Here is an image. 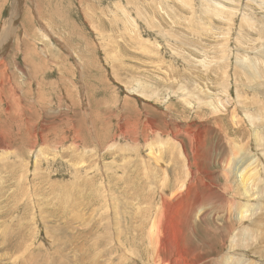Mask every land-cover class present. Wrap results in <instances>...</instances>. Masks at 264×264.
<instances>
[{
	"label": "rangeland",
	"instance_id": "1",
	"mask_svg": "<svg viewBox=\"0 0 264 264\" xmlns=\"http://www.w3.org/2000/svg\"><path fill=\"white\" fill-rule=\"evenodd\" d=\"M0 41V264H156L197 195L179 264H264V0H0Z\"/></svg>",
	"mask_w": 264,
	"mask_h": 264
},
{
	"label": "bare ground",
	"instance_id": "2",
	"mask_svg": "<svg viewBox=\"0 0 264 264\" xmlns=\"http://www.w3.org/2000/svg\"><path fill=\"white\" fill-rule=\"evenodd\" d=\"M35 39H36V37H35ZM32 41H33V39H32ZM0 43H1V41H0ZM3 43H5V42H3ZM3 43H2V45H3ZM1 52L2 51H0V54H1ZM197 143H198V141H197ZM201 144H202V142H201ZM201 146H203V144ZM198 147H199V145H198ZM241 148L242 147H240V149ZM197 152H198V149H197ZM185 157H186V161H187V166H186L187 167V171L190 173L189 170H190L191 166H190V164H188L187 156H185ZM230 163H227V166H230L229 172L231 174H235V175L238 176V178L240 180V185H242V187H243L242 189H244L243 191L247 192V190H249L248 193H250V190H252V193L254 195L255 192H253V188L251 186V184H252L251 181L252 180L248 179V177L250 175L249 176H244V174H242V173L244 172L245 169L242 170L241 173H240L239 172L240 169H235V164L236 163H233V164H230ZM225 174H224V176L226 177ZM225 177H223V178H225ZM226 182H227V180H226ZM190 193H191V191H190V188L188 187V189L186 190V195L185 196L187 197ZM204 195H206V194H204ZM206 196L208 197V195H206ZM207 197L201 196V195H197L193 199V201L186 202V205H183V202L181 200H176L175 199L174 202L169 201V200L167 201L166 198H164L162 200L161 206L159 208V216L161 217V221L158 222L156 228L154 229V231L158 233L157 235H155V237L157 236L158 239L155 238L156 239V243L153 245L152 249H151V247L149 248V255L153 259L156 260V264H169V260L167 259V256H166V253H167L169 248H170L169 251L174 250L175 254H177L178 258L175 259L176 264H179L180 262H186V258L185 257L187 256V254H192V251H191L189 245L186 244L184 236H185V233H187V232H189L192 235V233L194 231V229H193V224L194 223H192L193 217H195L197 219H200V221H204L205 220V216L207 214H206V209L202 205L208 203L207 206L209 207V206L214 204L213 202H210L211 200L208 199L209 197L208 198ZM214 199H215V196H214ZM244 205H243L244 207L241 208L240 212H238V215H239V217L237 218L238 220L247 219L248 217L245 216V214L247 212H249L250 215H254V213H255L252 210V208L249 206V202L244 204ZM247 206L249 208H251V209H248ZM230 209L231 208H228L227 211L231 215V212H233V211H232V209L231 210ZM233 209H234V211L238 210V208H235V207ZM214 211H216V210H214ZM255 215H256V213H255ZM159 235H161V236H159ZM150 246H151V240H150ZM187 249H190V251H188ZM160 256H162V257L159 258ZM193 257L197 258V256H192L190 259L192 260Z\"/></svg>",
	"mask_w": 264,
	"mask_h": 264
}]
</instances>
